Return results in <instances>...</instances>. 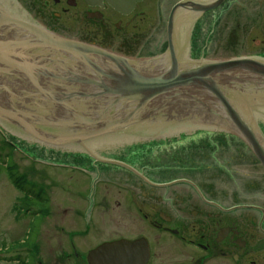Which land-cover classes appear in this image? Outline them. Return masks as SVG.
<instances>
[{
    "label": "flooded vegetation",
    "instance_id": "1",
    "mask_svg": "<svg viewBox=\"0 0 264 264\" xmlns=\"http://www.w3.org/2000/svg\"><path fill=\"white\" fill-rule=\"evenodd\" d=\"M113 1L23 0L21 4L18 0H0V6L14 15L15 20L65 39L129 56L133 61L131 67L110 64L112 68L107 72L82 68L75 75L70 71L74 62L62 67L67 60L56 58L53 61L60 66L53 65L56 68H51L53 72L37 71L38 78L50 91L43 95L24 77L27 51L11 46L0 52V103L17 112L23 108L70 121L59 133L67 134L72 145L58 149L90 158L91 161L76 163L86 173L97 172L104 184L120 183L133 189L125 195V201L117 202L120 211L116 222L119 219L123 225L116 223L120 230L113 231V235L115 239L148 241L149 264H264V167L243 138L230 128L229 116L222 108L211 113L201 107L213 105L211 94L200 88L184 89L179 94L159 96L144 106L116 96H83L98 93L101 87L107 86L108 78L124 84L128 78L133 83L134 76L145 81L148 76L166 72L170 67L167 25L163 42L166 49L155 58L147 54L155 35L150 22L169 20L178 2L191 6L180 8L175 18V48L182 72L192 69L185 65L192 61L247 57L264 62V0H222L211 11H203L202 7L219 0ZM194 5L198 7L196 10ZM27 35L14 25H4L0 30L4 40H21ZM94 36L112 48L91 42ZM248 46L257 48V52H246ZM210 55L213 59H209ZM15 67H22L24 71L18 72ZM233 76L252 86L245 93L248 103L264 106L262 78L248 73L228 74L220 79L221 83L231 84ZM254 115L263 127L264 110ZM80 116L99 124L98 120H103L120 125L82 143L81 136L103 130L80 122ZM188 119L191 121L184 123ZM1 120L4 129L26 134L7 118ZM36 123L42 129L58 133L42 121ZM263 132V128L257 130L256 136L261 142ZM227 137L234 140L228 142ZM168 139L191 141L179 149L182 154L187 153L183 156V166H178L180 176L169 178L171 170L167 165L147 166L140 171L132 164L146 144ZM193 147L195 151H187ZM103 201L105 211L108 202L106 198ZM158 258L161 262L155 263Z\"/></svg>",
    "mask_w": 264,
    "mask_h": 264
},
{
    "label": "rangeland",
    "instance_id": "2",
    "mask_svg": "<svg viewBox=\"0 0 264 264\" xmlns=\"http://www.w3.org/2000/svg\"><path fill=\"white\" fill-rule=\"evenodd\" d=\"M18 1L21 3L23 0ZM165 7L162 6L163 11ZM26 10L30 13L28 8ZM151 21L155 44H149V56L162 52L164 42V20ZM95 37L91 42L112 48L106 41ZM141 43L140 39L139 46ZM256 49L248 46L246 52L255 53ZM197 55L200 53L197 52ZM226 139L230 142L234 137ZM4 140L15 146H9L8 151L2 154L0 151V264H31L30 258L32 264H87L85 256L106 240L108 228L110 232L120 230L117 224H123L119 219L116 222L120 211L117 202L125 201V195L133 189L120 183L100 186L86 175L54 167L49 162L32 166L31 162L35 160L46 161L50 160L46 158L52 157L67 161L69 156L54 153L64 157H53L37 149L39 146L32 140L18 142L0 128V147L4 145ZM189 143V140L157 141L141 149L138 153L140 157L132 164L142 171L147 166L160 168L157 166L167 163V166L177 171H171L169 178L180 176V170L176 167L183 166V156L187 153L182 155L179 149ZM190 150L195 151L194 147L187 151ZM70 160H73L72 157H69ZM10 167L18 175L25 176L27 183L38 190L39 197L33 194L32 199H22L23 195L10 181ZM104 197L108 202L105 211ZM133 216L136 222H140L136 215ZM159 262L161 260L158 258L155 263Z\"/></svg>",
    "mask_w": 264,
    "mask_h": 264
},
{
    "label": "water",
    "instance_id": "3",
    "mask_svg": "<svg viewBox=\"0 0 264 264\" xmlns=\"http://www.w3.org/2000/svg\"><path fill=\"white\" fill-rule=\"evenodd\" d=\"M109 1L111 3L114 2L113 0ZM177 8L178 7L174 8L173 10L168 27L169 51L171 53V68L169 69V71L162 74L161 76L147 79L145 81H142L133 75V83L130 78H128L127 82L124 83L125 86L124 88H122V92H120L122 93V97H124L125 99H129L127 101L131 102L132 100H142L141 97L138 95L131 99V96L133 94L142 93V90L144 96L142 98H144V100H149L156 98L165 92L176 91L179 89H184L186 87L200 86L202 88H205L211 91L217 97V99L223 105L227 113L231 116V120L235 125L236 130L247 140L249 145H251V147L253 148L255 154H257L259 159L264 164L263 149L260 144L255 141L252 137L254 136L252 126L249 125V123H247L246 125L244 120H242L238 116L237 112L231 105L229 99L224 94L217 81V77L219 78L225 73L236 71L253 72L258 73L260 75H264V65L249 59H239L208 64L206 63L190 71L180 72V70H178V62L175 53V39L173 38V14L176 12ZM4 25H14L28 33L27 38L25 40H4L2 37H0V49L3 48V50L6 51V48H10L11 46H19L25 48V50L27 51V54L25 55L27 61L25 62L26 65H24L26 71H24L22 67L15 68L18 70V72L24 71L25 75L29 78L31 83L43 95H47L48 92L38 84V81L36 80L35 76L37 75L38 70L45 68L35 65L33 59L37 57L38 54L35 55V52L29 53L31 51H36V53H41L43 55L47 54L43 52L44 49L65 52L67 54H70L76 60L85 63L93 72H104L102 70V67L94 59V56L107 58L114 62L122 61L116 56H113L112 54H109L96 47L68 41L48 34L39 29L33 28L25 23H22L21 21H17L0 7V30L1 28H3ZM125 62L123 63L127 64V62ZM0 63L2 62L0 61ZM16 65V63H13V66ZM185 76L187 77L186 80L184 79ZM205 79L208 80V82L203 84L202 81H204ZM136 80L140 82H137ZM144 90L150 92L151 94L148 96L147 93L144 92ZM106 94H108L107 90L105 89V86H103L98 90V93H93L89 96L83 94V96L97 98L102 97ZM11 108L13 109V111H15L13 107ZM0 113L17 116V112L14 114L9 113L1 107ZM23 115L37 117L36 115L27 113H24ZM80 122H83L84 124L90 125L95 128L100 126L99 123L82 116H80ZM25 124L29 127L31 132L37 134V132H35V130H33L27 123ZM110 127L116 128V123L112 124ZM107 128H109V126ZM95 135L97 134L81 136L82 138L80 139H87L88 137H92ZM148 259L149 249L146 244L142 243L141 241L131 243L126 240L103 244L97 249L91 251L87 258L89 264H147Z\"/></svg>",
    "mask_w": 264,
    "mask_h": 264
},
{
    "label": "bare ground",
    "instance_id": "4",
    "mask_svg": "<svg viewBox=\"0 0 264 264\" xmlns=\"http://www.w3.org/2000/svg\"><path fill=\"white\" fill-rule=\"evenodd\" d=\"M185 80L187 79V77L185 76V78H184ZM107 81H108V83L106 84L107 86H105V89L107 90V93H108V95H113V96H117V97H119L120 98V100H129V99H125L124 97H122V93H120V92H122V88H124V84L123 83H121V82H118V80L117 79H112V78H108L107 79ZM137 81V80H136ZM137 82H140V81H137ZM208 82V80H204V81H202V83L204 84V83H207ZM201 83V82H200ZM142 88V87H141ZM140 88V89H141ZM142 90V89H141ZM144 92L145 93H147V95L149 96L151 93L150 92H147V91H145L144 90ZM140 96L141 98L142 97H144L143 96V90H142V93H136V94H133L132 96H131V99H133L135 96ZM238 96H239V98L241 99V97H243V93L242 92H240L239 94H238ZM245 122V124L247 125V122L246 121H244ZM185 123V122H184ZM183 128H185V127H183ZM147 243H148V241H147ZM149 244V243H148Z\"/></svg>",
    "mask_w": 264,
    "mask_h": 264
},
{
    "label": "trees",
    "instance_id": "5",
    "mask_svg": "<svg viewBox=\"0 0 264 264\" xmlns=\"http://www.w3.org/2000/svg\"><path fill=\"white\" fill-rule=\"evenodd\" d=\"M10 179L11 181L20 189V190H25V184L23 183V179L21 177H16L14 174H10ZM28 195L26 197L29 198L31 191L27 190Z\"/></svg>",
    "mask_w": 264,
    "mask_h": 264
}]
</instances>
